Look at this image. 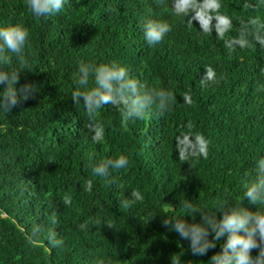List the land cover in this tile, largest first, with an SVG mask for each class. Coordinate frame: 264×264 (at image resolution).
Masks as SVG:
<instances>
[{
    "label": "trees",
    "instance_id": "obj_1",
    "mask_svg": "<svg viewBox=\"0 0 264 264\" xmlns=\"http://www.w3.org/2000/svg\"><path fill=\"white\" fill-rule=\"evenodd\" d=\"M244 2L222 0L220 11L233 20L229 37L238 34L241 19H264V7L252 12L243 9ZM146 19L165 20L173 30L160 44L149 45L142 30ZM186 19L172 14L171 0L166 7H157L155 0H66L61 13L40 20L25 0H0V26L19 23L30 34L27 64L10 54L4 70L21 72L18 88L37 87L11 113L0 110V264H94L96 259L171 264L174 254L181 264H208L221 251L223 240L206 256L192 255L189 241L162 220L189 215L179 207L185 198L196 211L213 214L242 200L255 161L264 157V90H257L264 85V48L254 44L230 52L215 32L202 34L198 22L189 30ZM81 60L117 61L141 83L174 92L176 103L163 114L154 109L126 125L117 108L104 106L97 117L102 138L94 143L83 103L77 107L71 99ZM208 65L216 71V82L201 88ZM186 91L192 93V106L183 103ZM188 131L210 141L206 158L178 159L176 137ZM120 154L129 159L126 170H110L107 179L93 176L90 162ZM133 189L142 201L122 207L121 199ZM66 194L70 206L62 203ZM243 205L257 210L247 200ZM53 212L55 225L49 220ZM34 225L45 231L38 244L30 245ZM49 228L63 246L49 245Z\"/></svg>",
    "mask_w": 264,
    "mask_h": 264
},
{
    "label": "clouds",
    "instance_id": "obj_2",
    "mask_svg": "<svg viewBox=\"0 0 264 264\" xmlns=\"http://www.w3.org/2000/svg\"><path fill=\"white\" fill-rule=\"evenodd\" d=\"M66 0H25V5L30 14L40 20L43 17L57 15L65 7ZM157 7H166V0H155ZM222 0H171L172 14L186 19V27L191 30L199 24L202 34L208 35L215 32L216 37L223 41V46L231 51L237 47L246 49L254 44L264 48V19L250 17L248 20H240V29L237 35L227 36L233 26L232 17L221 12ZM243 9L252 12L259 11L264 7V0H245ZM144 39L149 45L160 44L173 28L165 20L146 19L142 23ZM29 31L22 24L0 26V110L6 114L21 105L37 91L33 83H26L17 87L20 81V73L15 69L4 70L11 63V55L14 54L21 65H26L25 49L30 47ZM205 73L199 79L201 88L216 82V71L208 65ZM90 77L94 81L90 85ZM224 77L221 76V79ZM74 90L71 99L77 107L83 103L87 117L85 127L91 133L92 142H99L102 138V125L97 120L101 108L111 105L117 108L121 114V122L126 125L129 121L145 119L153 110L161 114L169 111L176 103L174 92L162 88L149 87L138 79L132 78L126 67L117 61L99 65L86 63L81 60L78 63L77 72L74 73ZM259 90H264L260 85ZM183 103L187 106L194 104L191 91L182 94ZM192 129L191 122L187 125ZM178 159L180 161L191 158H206L210 141L200 132L188 131L176 137ZM129 159L120 154L116 158L101 160L91 163L93 176L105 179L112 175L110 170H126ZM193 167V165H191ZM252 178L245 181V189L242 200L235 205H225L217 209L216 213L196 211L192 200H180L179 207L185 209L189 215L186 217H167L162 220L163 226L170 232H174L182 240L189 241V250L194 256H206L210 249H215L223 240L221 251L215 252L208 264H264V157L255 161L252 169ZM92 181L87 184V191L91 192ZM143 196L139 190L133 189L130 196L122 198L120 205L130 208L135 203L142 201ZM247 200L249 205L257 206L253 211L243 205ZM62 203L70 206L72 199L69 195L63 197ZM222 213V218L218 214ZM192 222H189L188 218ZM199 217V222H197ZM52 225L57 224L56 213L49 217ZM87 222L79 225L84 230ZM45 231L43 226L34 225L28 243L35 245L40 242L39 238ZM49 245L52 248L63 246V239L57 238L54 229L46 230ZM253 249H258V255L253 256ZM171 256V264H181L180 260ZM94 264H104L102 259H96ZM187 264H196L188 261ZM203 264V262H201Z\"/></svg>",
    "mask_w": 264,
    "mask_h": 264
}]
</instances>
